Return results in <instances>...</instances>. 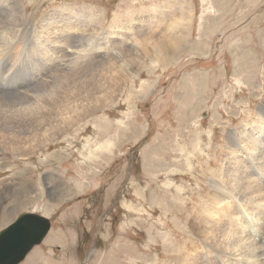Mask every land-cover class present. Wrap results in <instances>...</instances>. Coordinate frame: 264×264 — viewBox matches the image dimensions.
Returning a JSON list of instances; mask_svg holds the SVG:
<instances>
[{"label": "rangeland", "instance_id": "374dc122", "mask_svg": "<svg viewBox=\"0 0 264 264\" xmlns=\"http://www.w3.org/2000/svg\"><path fill=\"white\" fill-rule=\"evenodd\" d=\"M24 7L33 29L44 16L79 9L85 33L110 40L105 58L120 59L105 60L103 72L116 65L117 79L81 129L27 156L0 154V216L10 214L0 231L24 212L50 221L18 264L176 262L227 131L258 126L255 117L264 111V0H24ZM140 34L152 39L148 48L133 44ZM37 36L30 31L17 43L25 55L11 63L12 85L31 72L25 56L36 62ZM157 37L168 48L156 47L163 44H155ZM121 53L129 54L124 63ZM93 64L76 67L71 77L97 76Z\"/></svg>", "mask_w": 264, "mask_h": 264}, {"label": "bare ground", "instance_id": "6f19581e", "mask_svg": "<svg viewBox=\"0 0 264 264\" xmlns=\"http://www.w3.org/2000/svg\"><path fill=\"white\" fill-rule=\"evenodd\" d=\"M78 10L68 8L58 17L44 16L36 24L41 28V31H37V27L33 29V20L26 16L24 0H0V154H8L14 159L43 148L60 134L81 129L80 122L94 110L103 108L105 100H108L106 93L117 79L118 69L114 68L116 65L113 63L115 66L105 74L102 66L105 60H114L116 56L112 54L105 58L107 54L104 53L107 52L104 51L110 48V40L101 39V29H96L100 38L85 33V16L81 22ZM88 19L87 22L91 23ZM29 30L38 35L35 39L41 48L35 54V63H32L33 54L26 52V62L31 72L21 81L16 79L18 83L12 85L14 64L17 65V60L25 55L19 52L22 46L17 43L22 39V34H27ZM117 36H113L114 45ZM146 36L141 37L140 34L133 44L136 43L141 49V45L148 48L152 39ZM120 39L118 41L121 42ZM154 41L155 44L163 43L158 46L154 44L159 49L168 48L162 39L157 37ZM12 50L14 53L11 57ZM123 55L121 53V59ZM124 56L129 58V54ZM90 62L96 64L91 66H95L97 76L89 75L85 70L86 76L71 77L73 69L78 66L83 68ZM125 62L131 65V59ZM16 70L19 75L22 73L19 68ZM33 111L34 118L29 117ZM257 115L258 126L252 125L251 129H247L243 127L246 123L241 129L227 131L219 166L214 168V176L212 174L213 177L209 179V190L193 208L195 211L188 220L189 229L186 232L189 238L179 246L180 252L174 258L176 262L168 261L167 264H264V184L259 183L264 179V111L259 110ZM74 118L79 121L78 128H74ZM195 142V146L203 151L201 142ZM27 145L31 148H26ZM193 153L191 151L187 155ZM9 216V213L1 214L0 221ZM168 250L172 251L173 248L169 247Z\"/></svg>", "mask_w": 264, "mask_h": 264}, {"label": "water", "instance_id": "95a60500", "mask_svg": "<svg viewBox=\"0 0 264 264\" xmlns=\"http://www.w3.org/2000/svg\"><path fill=\"white\" fill-rule=\"evenodd\" d=\"M50 229L47 217L35 212L18 215L0 231V264H18Z\"/></svg>", "mask_w": 264, "mask_h": 264}]
</instances>
